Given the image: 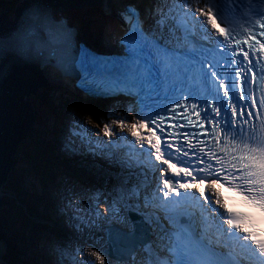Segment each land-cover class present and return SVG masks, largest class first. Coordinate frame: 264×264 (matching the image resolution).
Returning a JSON list of instances; mask_svg holds the SVG:
<instances>
[{"label": "snow or ice", "instance_id": "1", "mask_svg": "<svg viewBox=\"0 0 264 264\" xmlns=\"http://www.w3.org/2000/svg\"><path fill=\"white\" fill-rule=\"evenodd\" d=\"M120 15L118 59L79 45L46 0L0 34V55L54 64L128 101L68 129L118 169L111 190H65L71 264H264V0H154L144 17ZM224 187L251 211H234ZM130 213L138 230L100 233Z\"/></svg>", "mask_w": 264, "mask_h": 264}, {"label": "water", "instance_id": "2", "mask_svg": "<svg viewBox=\"0 0 264 264\" xmlns=\"http://www.w3.org/2000/svg\"><path fill=\"white\" fill-rule=\"evenodd\" d=\"M111 1L46 0L54 14L91 7L95 9L92 17L98 18L114 15L109 9ZM31 3L32 0H22L14 9L13 19L8 12L0 13V34H10L19 25ZM42 67L37 63L26 62L11 52L0 55V207L3 205L1 188L13 170L14 156L20 143L27 138L32 128L33 108L27 98L36 95L44 86ZM132 220L136 226L134 231L138 230L140 224L134 218ZM109 233L115 240L122 238L126 232L112 226L105 229L104 237L107 238Z\"/></svg>", "mask_w": 264, "mask_h": 264}, {"label": "rangeland", "instance_id": "3", "mask_svg": "<svg viewBox=\"0 0 264 264\" xmlns=\"http://www.w3.org/2000/svg\"><path fill=\"white\" fill-rule=\"evenodd\" d=\"M3 1H4V3H2L3 6L6 7V9H11L10 2L12 0H3ZM5 2L6 4H8L7 6ZM69 12H71L68 17L70 26L72 27L84 26L86 34H89L88 27L90 29V32L92 33L94 32L92 27H95L94 28L95 30H97L100 33L102 32L104 33V35H107V36L111 33L110 30L112 26H108V22L110 20L112 21L113 19L112 15L110 17L105 16L104 18H98V17H92V16L84 17L82 16L83 14L82 11L80 12L69 11ZM36 97H37L36 99L32 100V105L35 111H38V114L42 112L46 116L47 119H52L51 114L54 112L50 110L49 102H51L50 100L51 97L55 98V95L52 94L51 91L45 92L44 90L40 89ZM31 98L32 97L30 96L29 100H31ZM77 99H78L77 96H75L74 94H67L64 92L61 93V97L58 101L59 107L57 110H55V111H58V116L59 117L62 116L63 118V113L67 110H70V112L72 113L74 117L79 118V119H84V121H86V117H83L81 115L82 112L79 111V109H76L75 107L76 103L80 104V106H83L84 108L83 112L87 111L88 113L92 114L94 118L104 116L109 111V109L114 107L113 105H110L109 103H102V102L87 103L82 100L78 101ZM74 117H72L71 119L64 118L66 120L67 128L70 127V123H72ZM42 118L43 120H45L44 116H42ZM60 126L63 127V124L61 122H60ZM53 127H57V125H53ZM33 133L35 134V132ZM36 139L38 138L31 133L24 142L20 143V146L17 150L18 153L16 154L15 161H14V170L16 171H13V173L14 172L20 173V174H23L24 176L28 175L27 173H31V175L36 179L35 180L34 178H32L35 182H37L38 187L40 185L39 183H44L46 185V187L44 188L46 192H48L49 194H54V193L57 194L56 196L57 201L59 200L60 202H64V197L62 196L61 191L56 188V184L58 183V181L59 183L57 185H60L63 191H64L65 186L74 184V186H71V187L76 188V190H79V191L83 190L84 193H95V190H98L99 192H105V191L111 190V188L117 183L118 177H108L104 179L101 177H92V176H87V175H82V174L75 175L76 177H69L67 174L62 173L61 169L50 167L51 164L49 163V161L43 162L42 158L39 156V154H42V152H40L42 151V148H41V145L38 143L39 140L37 141ZM67 160L68 158H65V161ZM59 174H62V176ZM13 178L15 177L13 176ZM9 185L11 186V179L10 181H8V186ZM6 190H4L3 193H6ZM2 198L5 203L3 207L0 208V225L5 226L7 222H11L12 214L14 212L9 207L6 206L8 203L9 204L12 203L10 199L4 197V195ZM24 221L26 222V225H28L29 227L31 226V224L27 221L25 217H24ZM9 224L13 228H15L11 223ZM4 232L9 233L7 231H4ZM9 237L10 236H8V238ZM74 246H75V243L73 244L72 242H70L67 249L71 250ZM52 249L59 250L57 245L56 247L51 248V250ZM20 251H21V248L17 246L14 252L15 253L14 256L16 257V260L17 259L19 260L20 258V254H18ZM2 252H3V249L0 248V254ZM53 257L54 255H52V261L55 263L54 261L55 258ZM18 260H17V263L15 262L14 264H20L18 263Z\"/></svg>", "mask_w": 264, "mask_h": 264}, {"label": "bare ground", "instance_id": "4", "mask_svg": "<svg viewBox=\"0 0 264 264\" xmlns=\"http://www.w3.org/2000/svg\"><path fill=\"white\" fill-rule=\"evenodd\" d=\"M123 2V0H118V2L120 3V2ZM115 0H114V2H113V10L114 11H116V12H121L122 10H123V8L122 7H120L118 10L116 9V6H115ZM71 12H69V11H64V12H62V13H60V14H57L56 16L59 18V19H66L67 20V23L69 22L68 21V17H69V14H70ZM117 24V17H116V14L114 13V15H113V19H112V21L110 20L109 22H108V26H112L111 27V33L108 35V36H112V32H113V30H114V28H115V26H113V25H116ZM88 33H89V35L91 36V32H90V29H89V27H88ZM83 36H85L87 39H88V34H86V32L85 31H83V34H82V37ZM75 37H79V38H81V36L79 35V34H77ZM101 50H102V47H101ZM45 73H46V70H45ZM45 76H46V79L47 78H49V76L47 75V74H45ZM32 98H31V102H32V100H34V99H36L37 97L36 96H31ZM117 101L115 100L113 103H110V105H113V106H118L117 105V103H116ZM128 101H125V103L124 104H126ZM49 107H50V109H52V111L54 112V115H57V111H55L56 109L52 106V102H49ZM75 107H76V109H79V111H81L82 113H83V106H80V104H77L76 103V105H75ZM34 115H35V118H37V120L39 121V127L40 128H43V129H45L46 128V125H45V120H43V118H42V115H40V116H38V115H36L35 113H34ZM72 117H74L73 115H72V113L70 112V110H67V111H65L64 113H63V118H65V119H71ZM85 123H86V121H84ZM34 124H35V122H33ZM68 146H70L71 148H72V146H71V142H70V140L68 139ZM73 149V148H72ZM83 149H84V159H82L80 156H79V159L81 160V162L83 163V165L84 166H88L87 165V150H86V147L85 146H83ZM74 150V149H73ZM77 154V156H78V152L76 153ZM91 154H92V156H93V159L94 160H97V161H100V159L99 158H97L95 155L96 154H93L92 152H91ZM101 162H105L104 160L103 161H101ZM13 171H16V170H14L13 169ZM13 171L10 173L11 175H13L14 177H15V179H18V174L16 173V172H14L13 173ZM108 172L109 173H111V174H113V175H117V173H118V169H117V167L115 166V165H110L109 167H108ZM13 173V174H12ZM59 175H61V174H59ZM116 177H118V176H116ZM32 181H33V183L35 184V185H37V182H35L33 179H32ZM28 182H29V180L25 177V176H23V178H22V185H23V188H25L26 186H27V184H28ZM6 185V184H5ZM59 188H57L58 190H60L61 191V193H62V196L64 197V195H65V190H66V188H69V187H71V186H74V184L73 185H67V186H65V188H64V191L62 190V187L60 186V185H57ZM79 191V190H78ZM80 192H84L83 190H81ZM95 192H98V190H95ZM55 195H57L56 193H54ZM50 195H52V194H50ZM49 195V196H50ZM55 201V203H54V205H53V208H49V212H51V214L53 215V217L57 220V222L58 221H60V222H63V221H61L59 218V212H58V206L59 205H63L64 204V202H58V201H56V200H54ZM86 203V202H85ZM44 206V205H43ZM102 207V206H101ZM72 221V220H71ZM105 222V224H103V225H111V224H117V225H119V226H121V227H124V228H126L127 227V225H128V220L126 221V222H122V221H119V220H116V219H110V220H108V221H104ZM67 223L68 222H65L64 224H63V226L64 227H67ZM101 223V222H100ZM71 224H72V226L74 227V223H73V221L71 222ZM7 232H9V230H6ZM75 243V242H74ZM73 243V244H74ZM11 246H14V245H12L11 243H9ZM22 246H24V247H26V245H22ZM26 248H28V247H26ZM28 250H30V249H28ZM19 254V253H18ZM36 254H38V255H40V252L39 251H29L28 253H23V254H21V256H23L24 258H27V259H30V257H32V256H36ZM35 259V258H34Z\"/></svg>", "mask_w": 264, "mask_h": 264}, {"label": "trees", "instance_id": "5", "mask_svg": "<svg viewBox=\"0 0 264 264\" xmlns=\"http://www.w3.org/2000/svg\"><path fill=\"white\" fill-rule=\"evenodd\" d=\"M17 2L18 0H15L14 2H12V5L16 4ZM88 13L91 15L92 12L89 11ZM29 213L32 214L30 210H29ZM18 215L19 216L16 220V223H17L16 230L13 229L11 226H10L11 228L9 229V234L10 236H14V241L16 243H18V240H20V236H28V231L26 230V227H24V224L22 223V216L20 214ZM21 228H25V229H21ZM0 242L8 253L13 252L14 248H12V246L9 243H7L6 240H3L2 238H0Z\"/></svg>", "mask_w": 264, "mask_h": 264}]
</instances>
